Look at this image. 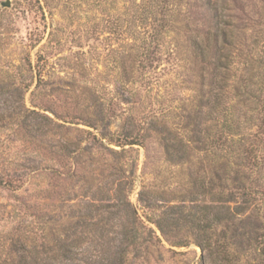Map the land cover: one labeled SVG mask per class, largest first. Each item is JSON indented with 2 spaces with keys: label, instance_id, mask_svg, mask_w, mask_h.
Listing matches in <instances>:
<instances>
[{
  "label": "rangeland",
  "instance_id": "rangeland-1",
  "mask_svg": "<svg viewBox=\"0 0 264 264\" xmlns=\"http://www.w3.org/2000/svg\"><path fill=\"white\" fill-rule=\"evenodd\" d=\"M135 1L0 0V264L63 244L66 264H228L200 228L237 148L264 203V0H172L165 28L162 0L146 19ZM216 90L239 136L209 114ZM250 215L231 264H264V205Z\"/></svg>",
  "mask_w": 264,
  "mask_h": 264
},
{
  "label": "trees",
  "instance_id": "trees-1",
  "mask_svg": "<svg viewBox=\"0 0 264 264\" xmlns=\"http://www.w3.org/2000/svg\"><path fill=\"white\" fill-rule=\"evenodd\" d=\"M148 1L151 3L149 7L151 9V8L157 7L160 0H140L139 3L135 1L134 7L136 10L135 11L136 18L141 19L144 15H145L144 19L147 18ZM213 1L217 2L219 0H208V6L210 7V9L214 7ZM221 1H224V0H221ZM162 2H164L163 3L164 5L160 8H163L164 13H165L164 14L165 15L164 16L165 17L164 18L165 19L164 28L171 27L172 20H173L172 18L175 13L174 3L172 2V0H162ZM156 35L157 33L155 34V36ZM221 35L222 37L225 36L224 31L221 33ZM137 41H139L140 44L137 46V50L134 52V60H135V63L138 69L143 70L144 67L148 68V62L151 59H153V56L148 51V41L145 38H142V39L138 38ZM195 46L198 50V54L202 57V59H205L206 58V55L204 52L205 48L199 45V43H195ZM123 58L124 56L121 57V62H123ZM218 62L219 63L221 62L220 59H218ZM220 68L221 66H217L218 70ZM246 90H247V87H246ZM219 91L217 92L216 90V93H214L213 95L214 99L213 101H211V104H210L211 107H210L209 114H214L212 115L213 116L212 119L216 123V126L217 125L220 126L219 122H222L221 123L222 125L220 126L221 129H226L227 131L233 130L235 131L233 135L239 136L237 132L240 128V125L239 123L236 124L234 122L236 121V119H231L229 121L227 119V116H225V114L222 115L223 111L220 109L221 94L219 93ZM249 91L251 92V90ZM249 91L248 93H250ZM220 111L222 112L220 113ZM262 126L264 127V116L261 117L260 124H259V127H262ZM124 137L126 138V136ZM127 142H129L128 143L129 145L134 144L132 140L127 141ZM167 153L170 154L169 151ZM252 153H253L252 150L251 151L243 150L240 153L239 148H237L235 151H231L230 153L216 156L217 157L216 163H219L220 160H222L223 161L222 165H224L225 163V165H227L228 167L229 171L226 173V170H225L224 175L225 176L226 174L230 175V177L227 178V180L230 181L232 189L228 193L227 197L223 194V190H220L215 194L216 196L215 199L218 202L216 207H214V209H216V215L213 217L211 221L208 220L207 223L206 224L204 223V225L200 228V230L205 234V236H207V241H208L207 244L205 243V245H200L201 250L202 251L208 250L210 254L211 253L215 254L217 257H220L221 261L226 262L228 264H231V262H234L237 259L236 256H234L235 254L233 253L240 252V249H242V244L244 243L246 235L248 233H251V231H254L258 228V226L255 223L254 227H252V230L247 231V226H248L247 222H248L249 217H251L252 215L248 217H243L244 212L247 209H249V207H251L252 209H254V212H256V215H257L261 207L264 205V203L260 201V199L258 201L256 197V195L260 194V192L245 184V178H244L245 171L243 170L247 168L245 166L246 164L245 162L247 160L252 161V159L254 158V154ZM217 178H219L218 175H217ZM231 203H233L234 205L230 206ZM203 209H207V208L204 207ZM222 211L224 212L222 213ZM205 215L206 214L204 212L202 216L204 217V220H207L205 219L206 217ZM193 216H195V214L194 215L191 214V217ZM158 228L161 230V227H159V225H158ZM219 228H221L220 233L216 234V231ZM208 229H212L214 230V232L209 234L207 231ZM228 232H229V239L232 240V243H230L232 247L225 246L223 244L218 243V239L220 237H225ZM212 235L216 237V240L211 245L210 240L212 239ZM131 236L133 237L134 240L137 239V236L133 234H131ZM229 248H232L233 252H231ZM71 249H72V246L68 244H63L60 248L61 252L60 253L57 252V255H56V256H61V258L60 257L57 258L54 255V257H50L51 261L49 263L66 264V261H68V259L69 260L71 259L69 257V254L72 252ZM46 258H47V255H46ZM46 263L47 262L42 261V259L37 260V258L34 260H30V261H27V260L23 261V264H46Z\"/></svg>",
  "mask_w": 264,
  "mask_h": 264
},
{
  "label": "water",
  "instance_id": "water-1",
  "mask_svg": "<svg viewBox=\"0 0 264 264\" xmlns=\"http://www.w3.org/2000/svg\"><path fill=\"white\" fill-rule=\"evenodd\" d=\"M4 6H5V7H8V6H9V2L6 1V2L4 3Z\"/></svg>",
  "mask_w": 264,
  "mask_h": 264
}]
</instances>
